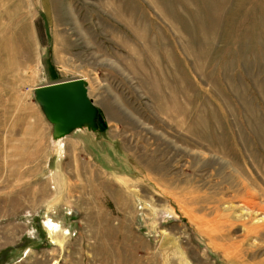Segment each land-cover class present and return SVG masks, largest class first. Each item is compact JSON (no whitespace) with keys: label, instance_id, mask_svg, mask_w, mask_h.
Returning a JSON list of instances; mask_svg holds the SVG:
<instances>
[{"label":"rangeland","instance_id":"374dc122","mask_svg":"<svg viewBox=\"0 0 264 264\" xmlns=\"http://www.w3.org/2000/svg\"><path fill=\"white\" fill-rule=\"evenodd\" d=\"M78 77L101 122L56 134ZM251 193L264 0H0V264H264Z\"/></svg>","mask_w":264,"mask_h":264},{"label":"water","instance_id":"95a60500","mask_svg":"<svg viewBox=\"0 0 264 264\" xmlns=\"http://www.w3.org/2000/svg\"><path fill=\"white\" fill-rule=\"evenodd\" d=\"M35 97L55 123L56 134L97 122L98 108L87 95L84 79L78 77L39 85Z\"/></svg>","mask_w":264,"mask_h":264},{"label":"bare ground","instance_id":"6f19581e","mask_svg":"<svg viewBox=\"0 0 264 264\" xmlns=\"http://www.w3.org/2000/svg\"><path fill=\"white\" fill-rule=\"evenodd\" d=\"M58 1V0H57ZM83 79V78H82ZM60 137V136H59ZM54 139V141L55 142H58L59 140H58V137H54L53 138ZM248 189V188H247ZM247 192V191H246ZM248 194V193H247ZM249 196H251V198L250 199H252L251 201H250V203L249 204H251V211L252 210H261L262 212H264V202L262 201L263 199H260L259 200V196L257 195V194H254V193H251ZM248 204V203H247ZM249 206V205H248ZM260 212V211H259ZM261 212V213H262ZM260 215V214H259ZM263 215V214H262ZM258 227H260V225H257ZM261 230H263L264 229V225L262 224L261 225ZM247 231V234H250V233H253V234H258V233H260V230L259 229H257L256 227H251V230H246Z\"/></svg>","mask_w":264,"mask_h":264},{"label":"trees","instance_id":"16d2710c","mask_svg":"<svg viewBox=\"0 0 264 264\" xmlns=\"http://www.w3.org/2000/svg\"><path fill=\"white\" fill-rule=\"evenodd\" d=\"M97 120H98V122H99V124H100V111L98 110V117H97Z\"/></svg>","mask_w":264,"mask_h":264}]
</instances>
